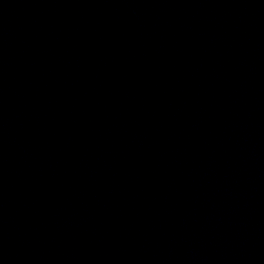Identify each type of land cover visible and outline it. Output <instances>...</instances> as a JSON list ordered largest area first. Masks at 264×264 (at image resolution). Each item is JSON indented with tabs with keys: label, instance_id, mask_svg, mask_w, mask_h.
<instances>
[{
	"label": "water",
	"instance_id": "1",
	"mask_svg": "<svg viewBox=\"0 0 264 264\" xmlns=\"http://www.w3.org/2000/svg\"><path fill=\"white\" fill-rule=\"evenodd\" d=\"M0 264H264V0H0Z\"/></svg>",
	"mask_w": 264,
	"mask_h": 264
}]
</instances>
